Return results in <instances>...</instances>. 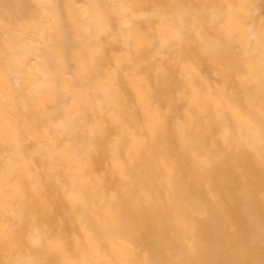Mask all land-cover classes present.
I'll use <instances>...</instances> for the list:
<instances>
[{
  "label": "bare ground",
  "instance_id": "1",
  "mask_svg": "<svg viewBox=\"0 0 264 264\" xmlns=\"http://www.w3.org/2000/svg\"><path fill=\"white\" fill-rule=\"evenodd\" d=\"M257 10L264 16V3L257 0L0 3V264L13 256L9 245L32 229L37 242L44 240L31 251L36 264H74L81 240L112 253L113 229L128 228L124 186L121 198L114 197L113 179L130 173L131 159L159 160L150 150L154 126L174 137L162 84L185 98L198 121L206 117L204 98L219 105L223 97L237 99L241 93L228 88L233 75L217 60L211 70L191 54L159 58L158 18L194 21L200 38L222 31L228 39L233 33L250 63L264 68ZM216 13L225 16L219 26ZM245 30L257 39L246 38ZM241 94L247 108L237 101L229 106L251 143L249 123L264 98L259 100L255 90ZM182 114L180 128H189L186 110ZM257 119L263 134L264 117ZM254 142L264 151L263 137ZM28 252L25 245L21 254Z\"/></svg>",
  "mask_w": 264,
  "mask_h": 264
},
{
  "label": "rangeland",
  "instance_id": "2",
  "mask_svg": "<svg viewBox=\"0 0 264 264\" xmlns=\"http://www.w3.org/2000/svg\"><path fill=\"white\" fill-rule=\"evenodd\" d=\"M194 36L200 39L197 31ZM228 37L233 45L224 55L203 58L207 68L213 70L217 60L233 75L228 88L255 90L262 100L264 68L250 63L252 57L233 33ZM241 93L237 99L220 95L219 105L204 98L206 117L198 121L185 98L162 84L165 116L174 121V137L154 126L150 150L157 151L159 160L131 159L130 173L113 179L114 197L121 198L119 187L124 186L128 228L113 229L115 236L108 241L112 253L81 240L74 264H264V151L254 142L264 138L257 131L264 105L254 108L248 143L229 106L237 101L241 109L247 108ZM183 110L190 118L186 129L180 128ZM155 169L165 175L158 177Z\"/></svg>",
  "mask_w": 264,
  "mask_h": 264
},
{
  "label": "clouds",
  "instance_id": "3",
  "mask_svg": "<svg viewBox=\"0 0 264 264\" xmlns=\"http://www.w3.org/2000/svg\"><path fill=\"white\" fill-rule=\"evenodd\" d=\"M258 3H264V0H257ZM260 16V29H259V50L262 57H264V16H261L259 10L255 13ZM216 16V24L219 26L225 19L224 15L219 13L214 14ZM160 26L161 32L155 39L159 42V46L156 49V55L161 59H168L171 56H183L185 54H191L198 58H208L215 55H224L227 50L233 45L227 39V33L218 31L215 35L209 38H194L196 31L195 23L191 20H184L181 23H177L173 16L160 17L157 20ZM246 38L256 40V33H249L245 30ZM168 75V72L162 73L161 77ZM97 143V148H99ZM91 152H87V156H91ZM35 229L30 230L27 235L21 239L16 240L11 245L13 256L8 260V264H36L31 258V251L43 247L44 240L41 238L39 242L34 238L33 232ZM27 246L29 252L27 255L21 254V250Z\"/></svg>",
  "mask_w": 264,
  "mask_h": 264
}]
</instances>
